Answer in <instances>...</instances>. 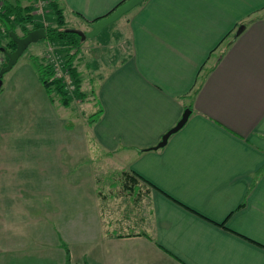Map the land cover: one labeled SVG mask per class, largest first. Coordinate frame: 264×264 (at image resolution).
<instances>
[{"label":"crops","instance_id":"obj_1","mask_svg":"<svg viewBox=\"0 0 264 264\" xmlns=\"http://www.w3.org/2000/svg\"><path fill=\"white\" fill-rule=\"evenodd\" d=\"M123 1L58 4L86 33ZM83 39L91 52L75 67L81 90L91 67L96 103L81 104L100 114L85 124L93 142L68 144L56 162L82 168L66 189L83 197V222L53 250L1 263L264 264V0H142ZM72 235L83 240L76 255Z\"/></svg>","mask_w":264,"mask_h":264},{"label":"rangeland","instance_id":"obj_2","mask_svg":"<svg viewBox=\"0 0 264 264\" xmlns=\"http://www.w3.org/2000/svg\"><path fill=\"white\" fill-rule=\"evenodd\" d=\"M8 1L14 4L16 2L21 6L33 3L36 8L33 14L39 17L43 14V9L47 10L43 0H36L35 3L32 0ZM65 24L67 28L79 29L78 24L74 22L68 21ZM26 25L30 26V23ZM15 31L18 35H22V30L18 26ZM0 34H4V31ZM110 35L108 36L111 43H115L116 33L113 32V36ZM89 41L81 39L78 53L91 52L89 47L93 43L87 45ZM6 43L7 37L2 36V44ZM97 44H102V41L99 39ZM6 46L8 49L12 48V45ZM58 47V44L46 42L43 39L30 41L17 56L13 65L2 74L0 83V264H2L1 255L7 254L6 252L30 250L41 252L50 250L52 246L54 248V245L58 246L57 243H61L60 240H65V228L68 232H74L70 229L71 226L74 223L83 222V211L80 209V206L83 207V197L66 189L72 178L82 174V168L71 164L63 167L56 164L59 165L61 157L65 158L72 148L93 142L88 126H85L86 121L90 124L91 107L81 104L82 100L78 99L64 105L56 94L51 95L54 101L50 103L39 80L36 67L38 63L45 62L51 65L52 69V63L55 67L61 66L65 69L64 55L61 51L57 52ZM78 53L73 57L74 64L81 56ZM55 56L59 59L52 61ZM7 60L6 54L0 50V65ZM84 66L83 63L82 88L89 94L92 87L89 83V74H91L89 72H92V69ZM68 144L77 145L71 148ZM49 146H56L61 151L58 150L52 154L45 150ZM96 153L94 150L90 151V155ZM69 159L71 160L70 157ZM48 168L56 172L57 180L52 178L54 176L48 175ZM96 168L105 169L99 165ZM118 171L117 167H112L111 171L107 170L103 179L110 177L115 179ZM60 191L65 193H59ZM120 202L116 200V203ZM82 241L71 236L70 242L74 255L83 249ZM70 242L66 241L67 247ZM37 244L38 249L35 248Z\"/></svg>","mask_w":264,"mask_h":264},{"label":"trees","instance_id":"obj_3","mask_svg":"<svg viewBox=\"0 0 264 264\" xmlns=\"http://www.w3.org/2000/svg\"><path fill=\"white\" fill-rule=\"evenodd\" d=\"M35 1L36 0H32ZM47 10L43 9V14H33L35 6L33 3L21 6L15 2L11 3L8 0H0V33L4 31V34H0V50L6 54L7 52L13 51L16 48V41L14 37H23L29 31H39L43 36L38 40L43 39L46 42H52L58 44L57 52L61 51L64 55V66L68 68L74 81V88L72 91L64 89V85L61 80L53 75V69L51 65L47 63H38L37 71L39 80L46 91V95L50 102L54 99L51 95L56 94L62 104L68 105L69 101L78 99L84 100L92 98L94 101L93 94H87L80 89V78L79 73L76 70L75 64L73 63V57L79 51V43L81 42V36L66 27L62 10L59 7L58 0H43ZM30 23V26L26 25ZM22 30V35H18L15 31L16 27ZM85 33V32H84ZM96 34L95 36H97ZM2 36L7 37V43L2 44ZM14 36V37H13ZM86 37V36H85ZM7 44L12 48L8 49ZM7 61L0 65V69L5 66ZM2 78V75L0 76ZM89 96V97H88ZM96 103V100L92 104ZM100 110H96L90 114L89 122L94 121L98 118ZM127 177V176H126ZM64 245V244H63ZM65 256L67 261L69 260V253L67 247L64 245Z\"/></svg>","mask_w":264,"mask_h":264},{"label":"water","instance_id":"obj_4","mask_svg":"<svg viewBox=\"0 0 264 264\" xmlns=\"http://www.w3.org/2000/svg\"><path fill=\"white\" fill-rule=\"evenodd\" d=\"M142 0H124L123 2H121L120 4H118L115 9L109 13L107 16L98 18L97 20H95L92 23V28L90 31L84 33L79 29H69L77 34H79L81 36V38H84L86 35L87 36H92L94 35L97 31H99V29H101L104 25L112 22L113 20H115L117 17H119L121 14H123L125 11L129 10L130 8L134 7L136 4L140 3ZM244 25L241 24L239 25V27L236 29L235 34H238L242 29H243ZM43 36V33H41V29L39 31H29L27 32V34L23 37H14L15 41H16V48L13 51L7 52V56H8V60L5 66H3L0 69V76L3 74V72L5 70H8L12 65L13 62L15 61V59L17 58V56L20 54V52L23 50V48L27 45L28 42L30 41H36L38 40L40 37ZM2 79L0 77V83H1ZM190 112L189 108H185L181 117L179 118V120L175 123L174 126H172L171 128H169L165 133L162 134L160 140L153 146L154 148H158L163 146L166 141L168 136L175 132L176 130H178L183 123L185 122V120L187 119V116Z\"/></svg>","mask_w":264,"mask_h":264},{"label":"built area","instance_id":"obj_5","mask_svg":"<svg viewBox=\"0 0 264 264\" xmlns=\"http://www.w3.org/2000/svg\"><path fill=\"white\" fill-rule=\"evenodd\" d=\"M58 59L59 58L57 56H55L52 58V61H56ZM52 66H53L54 76L61 80L62 84L64 85L65 90L71 91L72 88H74V81H73V77H72L69 69L65 68V67H64L65 69H63L61 66L55 67L53 65V63H52Z\"/></svg>","mask_w":264,"mask_h":264}]
</instances>
